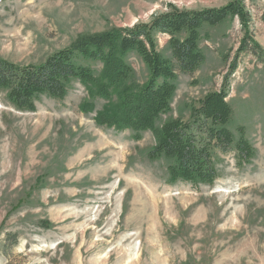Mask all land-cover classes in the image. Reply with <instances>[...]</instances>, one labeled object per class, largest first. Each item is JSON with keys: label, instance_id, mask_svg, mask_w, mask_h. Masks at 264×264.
I'll list each match as a JSON object with an SVG mask.
<instances>
[{"label": "rangeland", "instance_id": "1", "mask_svg": "<svg viewBox=\"0 0 264 264\" xmlns=\"http://www.w3.org/2000/svg\"><path fill=\"white\" fill-rule=\"evenodd\" d=\"M231 1L3 0L0 57L38 65L82 37L147 22L171 5ZM242 2L252 36L246 51L236 55L244 32L236 17L205 25L198 41L205 59L193 72L180 71L168 35H156L157 50L176 67V88L171 110L140 140L96 123L105 100L82 111L90 97L77 81L63 99L41 96L32 111L0 92V264H264V0ZM124 59L142 85L148 71L140 56ZM83 63L96 74L102 67ZM224 80L227 126L234 139L243 128L254 157L237 164L233 148L215 151L213 185L170 183L167 160L148 157L157 130L187 120Z\"/></svg>", "mask_w": 264, "mask_h": 264}, {"label": "trees", "instance_id": "2", "mask_svg": "<svg viewBox=\"0 0 264 264\" xmlns=\"http://www.w3.org/2000/svg\"><path fill=\"white\" fill-rule=\"evenodd\" d=\"M234 17L244 30L237 55L246 51L252 40L250 16L242 0L217 8L179 9L171 5L147 22L82 37L38 65H20L0 57V92H6L16 109L32 111L41 96L63 99L71 83L77 81L90 97L83 102L82 111L94 110L93 100L101 98L105 102L96 112V123L131 130L132 138L140 140L144 131L154 130L157 119L171 110L176 88V67L157 50L156 35L167 34L170 56L177 68L193 72L205 59L198 45L202 28ZM130 51L136 52L147 68V79L142 85L132 81L134 71L124 59ZM236 58L230 65L231 71ZM87 60L101 63L98 74L83 63ZM228 86L224 80L218 91L204 94L198 106L190 107L187 120L170 119L157 130V140L148 157L167 160L170 183L213 185L219 177L215 151L225 153L233 148L237 164L254 157V148L244 137L243 128H238L239 136L234 139L227 126L232 114L226 101Z\"/></svg>", "mask_w": 264, "mask_h": 264}]
</instances>
